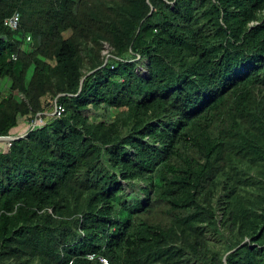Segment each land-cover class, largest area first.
Wrapping results in <instances>:
<instances>
[{"label": "trees", "instance_id": "trees-1", "mask_svg": "<svg viewBox=\"0 0 264 264\" xmlns=\"http://www.w3.org/2000/svg\"><path fill=\"white\" fill-rule=\"evenodd\" d=\"M2 80L0 264H264V0H0Z\"/></svg>", "mask_w": 264, "mask_h": 264}, {"label": "built area", "instance_id": "built-area-1", "mask_svg": "<svg viewBox=\"0 0 264 264\" xmlns=\"http://www.w3.org/2000/svg\"><path fill=\"white\" fill-rule=\"evenodd\" d=\"M19 22H20V15H19V13H15V14L12 15L11 17L6 18L4 24L7 25V26H9V27L12 28V29H16V28L19 26ZM27 40H31V37L28 36V37H27ZM15 59H16V58H15ZM63 111H64L63 106L57 104L56 107H55V110H54L53 114H54V115H57V116H60V115L62 114ZM37 117H38V116H37ZM42 121H43L42 118L37 119V120H35L34 123L31 124V125H32L33 127H35L36 125L43 123ZM23 136H24V135H23ZM10 137H11L10 140H6V142H7V146H8L9 148L12 146V141L21 138L22 135H21V137H20V136H16V137L10 136ZM103 260L105 261V259H103ZM105 263L108 264L107 262H105Z\"/></svg>", "mask_w": 264, "mask_h": 264}, {"label": "water", "instance_id": "water-1", "mask_svg": "<svg viewBox=\"0 0 264 264\" xmlns=\"http://www.w3.org/2000/svg\"><path fill=\"white\" fill-rule=\"evenodd\" d=\"M11 139V137L10 136H0V141L1 140H10Z\"/></svg>", "mask_w": 264, "mask_h": 264}, {"label": "crops", "instance_id": "crops-1", "mask_svg": "<svg viewBox=\"0 0 264 264\" xmlns=\"http://www.w3.org/2000/svg\"><path fill=\"white\" fill-rule=\"evenodd\" d=\"M0 142H6V141L5 140H1ZM0 151H3V147L1 145V143H0Z\"/></svg>", "mask_w": 264, "mask_h": 264}, {"label": "rangeland", "instance_id": "rangeland-1", "mask_svg": "<svg viewBox=\"0 0 264 264\" xmlns=\"http://www.w3.org/2000/svg\"><path fill=\"white\" fill-rule=\"evenodd\" d=\"M3 83V80L2 81H0V84H2Z\"/></svg>", "mask_w": 264, "mask_h": 264}]
</instances>
